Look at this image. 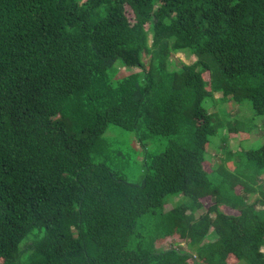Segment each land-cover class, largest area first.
<instances>
[{
    "label": "trees",
    "instance_id": "obj_1",
    "mask_svg": "<svg viewBox=\"0 0 264 264\" xmlns=\"http://www.w3.org/2000/svg\"><path fill=\"white\" fill-rule=\"evenodd\" d=\"M257 118L264 0H0V264H264Z\"/></svg>",
    "mask_w": 264,
    "mask_h": 264
},
{
    "label": "rangeland",
    "instance_id": "obj_2",
    "mask_svg": "<svg viewBox=\"0 0 264 264\" xmlns=\"http://www.w3.org/2000/svg\"><path fill=\"white\" fill-rule=\"evenodd\" d=\"M128 14L130 15L131 18L133 17V11L130 8H128ZM173 59L177 62L178 65H180L182 61L187 62V63L193 61L194 57H191V58L186 57L184 53H175ZM135 69L136 68L128 69V68L122 67L120 70V74H127ZM217 96L218 97L221 96V92H219L218 90H216L215 99L207 100L206 104H207L209 111L213 113H217L218 111L217 109H219L223 112H226V113L228 112L233 121L235 113L238 110V106L236 107V105L233 104L232 102H227V103L226 102L224 103L216 102ZM262 122L263 120H258V118L255 119L250 124L251 129L249 130V132H237L236 134L231 133L229 135L228 141L226 142L222 141V139L219 136L214 137L213 143L210 145L209 152H208L211 155V159H210L211 165L213 166V164L220 162V157L224 155L222 145H224L225 143L228 144V149L232 151L239 150L241 148V142L244 140L245 142L243 144H250V143L260 144V141L261 143H263L264 142V133H263L264 127L261 126ZM224 131L227 132L226 129H224ZM127 135H129V133H127ZM230 165L231 167H233L232 162L230 163ZM207 166H209V164H207ZM260 180H264V174L262 175V177H260ZM256 195H258V193ZM256 195H254V197L250 199L251 202L255 200ZM177 200H179V197L174 198L173 201H171L168 205H166V209H171ZM212 202H213L212 199L206 197V201H205L206 206L210 205ZM257 206L261 207L259 203H257ZM222 209L229 213H233V210H230L229 208L225 206H223ZM201 212H204V211H200V213ZM234 212L236 211L234 210ZM157 246H159L162 249H166V248L173 247V246H176V247L179 246L187 250V252H190L194 256H196L195 247H192L189 244L188 238L181 237L179 233H174L164 238L163 240L160 241V243H158ZM241 261L239 263L235 257L233 256L229 257V262L231 264H243L244 261L242 262Z\"/></svg>",
    "mask_w": 264,
    "mask_h": 264
}]
</instances>
